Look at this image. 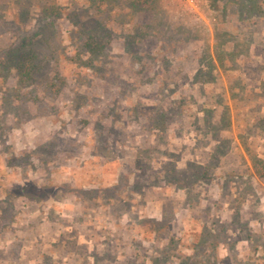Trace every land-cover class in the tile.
I'll list each match as a JSON object with an SVG mask.
<instances>
[{
    "label": "rangeland",
    "instance_id": "rangeland-1",
    "mask_svg": "<svg viewBox=\"0 0 264 264\" xmlns=\"http://www.w3.org/2000/svg\"><path fill=\"white\" fill-rule=\"evenodd\" d=\"M195 1L0 0V264H264V0Z\"/></svg>",
    "mask_w": 264,
    "mask_h": 264
},
{
    "label": "built area",
    "instance_id": "built-area-1",
    "mask_svg": "<svg viewBox=\"0 0 264 264\" xmlns=\"http://www.w3.org/2000/svg\"><path fill=\"white\" fill-rule=\"evenodd\" d=\"M181 1L182 6L187 9L190 13H194L197 11V5L195 0H178Z\"/></svg>",
    "mask_w": 264,
    "mask_h": 264
},
{
    "label": "trees",
    "instance_id": "trees-1",
    "mask_svg": "<svg viewBox=\"0 0 264 264\" xmlns=\"http://www.w3.org/2000/svg\"><path fill=\"white\" fill-rule=\"evenodd\" d=\"M216 0H211L212 3H215ZM33 57V56H32ZM30 55H22L20 58H21V67H25V63H23V61L25 60H29L30 58H32Z\"/></svg>",
    "mask_w": 264,
    "mask_h": 264
}]
</instances>
